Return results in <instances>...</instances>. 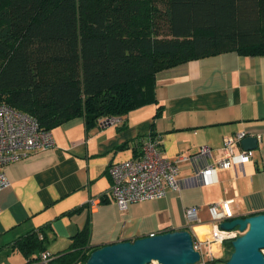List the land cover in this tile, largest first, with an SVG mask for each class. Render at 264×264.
<instances>
[{"label": "crops", "instance_id": "0c3cea01", "mask_svg": "<svg viewBox=\"0 0 264 264\" xmlns=\"http://www.w3.org/2000/svg\"><path fill=\"white\" fill-rule=\"evenodd\" d=\"M155 92L156 103L109 124L86 130L80 117L67 121L51 130V147L5 166L10 185L0 190V253L21 252L14 242L45 225L46 251L55 254L85 225L89 244L98 247L179 229L205 240L216 224L208 208L212 203L232 199L234 217L264 212V55L229 51L187 61L158 72ZM240 131L261 135L253 161L237 175L225 169L212 183L195 181V173L219 156L223 138ZM149 133L158 138L162 155L177 161L180 188L120 209L109 199L107 167L136 157ZM203 145L210 155L179 159ZM188 207H195L191 222ZM206 250L216 258L223 246L210 243ZM24 259L8 258L5 264H24Z\"/></svg>", "mask_w": 264, "mask_h": 264}, {"label": "trees", "instance_id": "16d2710c", "mask_svg": "<svg viewBox=\"0 0 264 264\" xmlns=\"http://www.w3.org/2000/svg\"><path fill=\"white\" fill-rule=\"evenodd\" d=\"M229 51L264 55V0H0V103L42 129L80 117L89 130L156 103L158 72ZM45 226L14 242L24 264H83L98 248L85 225L42 262Z\"/></svg>", "mask_w": 264, "mask_h": 264}, {"label": "built area", "instance_id": "2783aa9c", "mask_svg": "<svg viewBox=\"0 0 264 264\" xmlns=\"http://www.w3.org/2000/svg\"><path fill=\"white\" fill-rule=\"evenodd\" d=\"M116 121L115 117H105L101 124ZM244 131L236 132L223 138L222 147L218 149L219 156L212 162L200 168L194 180L209 184L216 180L219 170L232 169L235 174L241 173L246 163L253 161V150L241 147V140L246 137ZM259 141L261 135H255ZM54 143L51 130L39 127L37 120L29 114L0 103V190L10 185V180L4 170L5 166L24 156L30 151L43 150ZM210 147L200 146L194 155H183L179 159L210 155ZM177 161L165 158L159 148V140L154 135H147L142 140L140 153L133 158L114 162L108 165L107 174L111 180L109 199L120 209L130 203L154 200L165 195L168 189L178 190ZM232 199L212 203L208 206L210 214L216 223L210 232L209 239H193V247L200 254V259L194 264H206L211 259L206 247L210 243L222 244L225 240H233L241 232L237 227L222 229L219 223L234 218ZM188 221L195 219V207L185 209ZM52 255L44 250L40 253L42 262L48 261ZM150 264H159L153 261Z\"/></svg>", "mask_w": 264, "mask_h": 264}, {"label": "water", "instance_id": "95a60500", "mask_svg": "<svg viewBox=\"0 0 264 264\" xmlns=\"http://www.w3.org/2000/svg\"><path fill=\"white\" fill-rule=\"evenodd\" d=\"M243 148L257 146L255 137L242 139ZM222 229L241 232L231 241L232 251L224 264H264V212L234 217L219 223ZM200 254L193 247V235L185 229L118 241L94 249L83 264H194Z\"/></svg>", "mask_w": 264, "mask_h": 264}, {"label": "rangeland", "instance_id": "374dc122", "mask_svg": "<svg viewBox=\"0 0 264 264\" xmlns=\"http://www.w3.org/2000/svg\"><path fill=\"white\" fill-rule=\"evenodd\" d=\"M14 253H15V255H13L12 253L6 254L5 252L0 253V264H2V261L5 264V260H8V258L16 260V259H18V256H20L22 258V262L25 260L23 254L21 252L15 251ZM262 253L264 255V251L263 250H262ZM222 256H223V253L219 257H222ZM226 258H227V256H226ZM13 262H16V261H13ZM15 264H18V263H15ZM216 264H224V263L223 262H217Z\"/></svg>", "mask_w": 264, "mask_h": 264}, {"label": "bare ground", "instance_id": "6f19581e", "mask_svg": "<svg viewBox=\"0 0 264 264\" xmlns=\"http://www.w3.org/2000/svg\"><path fill=\"white\" fill-rule=\"evenodd\" d=\"M263 251H264V249H263Z\"/></svg>", "mask_w": 264, "mask_h": 264}]
</instances>
